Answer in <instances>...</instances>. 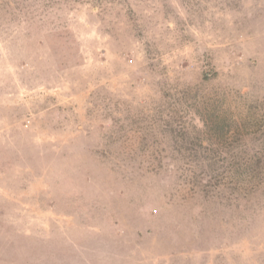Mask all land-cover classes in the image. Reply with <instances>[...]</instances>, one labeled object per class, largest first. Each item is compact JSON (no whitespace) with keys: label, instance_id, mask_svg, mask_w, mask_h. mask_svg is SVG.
<instances>
[{"label":"rangeland","instance_id":"374dc122","mask_svg":"<svg viewBox=\"0 0 264 264\" xmlns=\"http://www.w3.org/2000/svg\"><path fill=\"white\" fill-rule=\"evenodd\" d=\"M0 264H264V0H0Z\"/></svg>","mask_w":264,"mask_h":264}]
</instances>
